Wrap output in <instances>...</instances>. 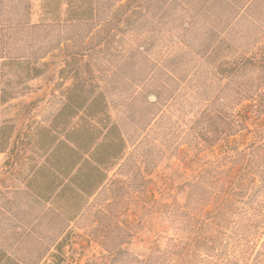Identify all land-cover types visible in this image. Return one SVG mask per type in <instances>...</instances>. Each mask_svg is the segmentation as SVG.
Masks as SVG:
<instances>
[{
    "label": "trees",
    "instance_id": "trees-1",
    "mask_svg": "<svg viewBox=\"0 0 264 264\" xmlns=\"http://www.w3.org/2000/svg\"><path fill=\"white\" fill-rule=\"evenodd\" d=\"M44 1L41 22L31 25L29 2L0 0V108L29 92L50 65L42 61L57 58V52L58 77L71 82L48 126L17 133L0 114V264H64L67 249L79 260L91 244L101 252L86 264H178L170 251L137 255L130 248L131 229L119 226L110 211L131 165L125 163L127 143L112 117L106 87L125 61L145 53L133 48L114 72L102 69L123 55L125 37L145 21L169 33L182 56L211 71L214 78L200 87L214 90L213 96L190 130L209 147L227 146L232 172L239 176L227 199H236L242 187L256 182L251 171L264 161V41L254 52L240 49L257 30L250 11L254 0H245L241 11L235 10L239 0L207 2L229 7L217 18L221 25L235 12L251 21L236 38L233 25L221 29L209 23L188 0ZM110 11L111 21L96 31V22ZM202 94L203 89L196 96ZM242 136L251 142L240 151L231 140ZM102 191L109 199L91 204Z\"/></svg>",
    "mask_w": 264,
    "mask_h": 264
},
{
    "label": "rangeland",
    "instance_id": "rangeland-1",
    "mask_svg": "<svg viewBox=\"0 0 264 264\" xmlns=\"http://www.w3.org/2000/svg\"><path fill=\"white\" fill-rule=\"evenodd\" d=\"M24 1L30 3V24L39 25L45 1ZM208 1L188 0V4L221 29L233 25L232 38L248 31L251 21L238 18L237 12L221 25L217 18L229 7L219 2L207 5ZM236 4L235 10H240L245 0ZM65 10L62 5V18ZM111 11L96 22V31L106 28ZM250 11L257 30L250 41L240 44L243 53L254 52L264 41V0L252 1ZM133 48L145 55L123 63ZM122 52L102 70L112 73L124 64L119 76L111 77L106 93L127 143L125 163L131 165V173L122 181L126 187L116 191L110 211L119 226L131 229L130 248L142 257L170 251L178 264H264V161L251 171L256 182L242 187L236 199H227L239 177L232 172V154L226 153L223 143L207 146L190 130L213 96L214 90L200 87L201 81L213 77L211 71L200 67L194 57L182 56L169 33L145 21L125 37ZM55 55L42 61L50 65L30 84L29 92L0 108L1 121H12L17 133L48 126L63 105L62 92L71 82L61 83L59 52ZM202 89L203 94L196 96ZM231 141L240 151L251 142L248 136ZM5 159L1 156V163ZM103 192L90 203L107 201ZM100 252V246L91 244L83 257L73 260L67 249L64 264H86Z\"/></svg>",
    "mask_w": 264,
    "mask_h": 264
}]
</instances>
